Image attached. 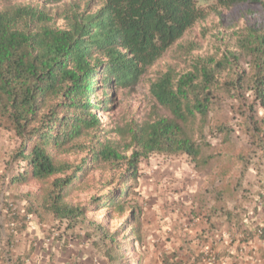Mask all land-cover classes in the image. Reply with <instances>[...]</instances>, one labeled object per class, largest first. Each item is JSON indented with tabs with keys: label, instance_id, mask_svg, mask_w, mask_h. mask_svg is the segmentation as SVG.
<instances>
[{
	"label": "trees",
	"instance_id": "obj_1",
	"mask_svg": "<svg viewBox=\"0 0 264 264\" xmlns=\"http://www.w3.org/2000/svg\"><path fill=\"white\" fill-rule=\"evenodd\" d=\"M35 1L41 7L0 11V132L20 141L8 163L19 170L8 176L0 169V186L35 187L24 195L25 211L12 208L16 225L8 234L26 231L31 218L56 221L83 230L107 264H128L127 254L137 249H125L124 242L143 244V209L132 200L141 164L153 156H185L196 172L212 175L214 187L203 194L210 199L205 221L227 216L241 244L264 242V181L256 195L242 196L252 210L228 209L248 193L252 158L264 162V120L257 118L264 108V17L223 34L219 40L233 41L231 47L199 55L198 43L180 42L207 18L200 5L206 0H90L95 11L74 8L61 24L42 7L65 0ZM214 1L221 9L250 4L264 12V0ZM174 46L184 66H168L148 82L153 103L145 119L107 127L98 115L109 108V90L136 89ZM234 125L248 148H236ZM108 171L116 172L105 181ZM103 211L122 225L111 231L105 221L89 219ZM206 251L193 264L207 262ZM143 257L132 263L143 264ZM160 258L180 261L177 252Z\"/></svg>",
	"mask_w": 264,
	"mask_h": 264
},
{
	"label": "rangeland",
	"instance_id": "obj_2",
	"mask_svg": "<svg viewBox=\"0 0 264 264\" xmlns=\"http://www.w3.org/2000/svg\"><path fill=\"white\" fill-rule=\"evenodd\" d=\"M90 0H65L61 4L50 5L42 7L43 10L50 15H54L58 24H61L63 15L71 13L70 10L76 8L81 11L89 6L92 11L97 9V4H89ZM19 5H30L41 7V3L35 0H15L10 2H0V11L6 8H12ZM207 12V18L195 25L180 42L185 44L187 42H196L199 44L201 50L199 55H212L224 51L226 47H231L233 41L224 39L219 40L220 37L228 36L232 29H239L247 23H254L256 20L264 17V12H259L258 7L250 4L242 5L233 9L218 8L214 0H206L201 2ZM260 9V8H259ZM177 46H174L168 53H166L161 60H159L144 77L141 84L134 90H109L111 94V101L106 113L99 114L102 117L103 123L109 128L122 126L129 121L142 122L148 109L153 103L149 97L148 82L156 75L157 72H162L168 66L175 67L177 70L182 69L184 64L179 63L176 56ZM257 118L264 120V108L257 109ZM234 141L236 148L249 147L248 138L241 133L238 126L234 125ZM20 141L13 136H9L0 132V169L8 176L14 175L18 172V165L8 166L12 154L19 147ZM82 156V155H81ZM77 159H80L77 157ZM260 160V156L252 158L244 186L248 193L240 194V196L253 197L260 189L259 182L264 181V162ZM116 172V171H115ZM115 172L108 171L104 174V180H108ZM100 175V172H97ZM140 181L138 187L135 188L136 194L132 195V200H137L138 204L143 209V218L141 225V233L143 236V244L131 241L128 238L124 242L125 249H133L127 254L128 261L126 263L133 264L139 256H144V262L150 260L154 264V253L163 251L166 247V242L178 235H182L184 230L189 228V224H195L203 227L206 222L205 218L208 216L209 198L203 196L205 189H212L214 183L211 182L212 176L210 172H196L194 165L187 157H167V156H153L140 166ZM7 176V177H8ZM3 195L1 197V204L6 209V213L10 215L13 211L10 205H13L17 211L23 212L26 207V199L24 195L28 192L33 193L35 187H26L16 190L7 191L5 184L2 185ZM110 185L104 188L107 191L113 188ZM32 189V190H31ZM7 194V195H6ZM82 203H86L88 196L82 193L80 196ZM32 198V197H31ZM74 199H77L74 197ZM236 201L230 203L231 207L236 204ZM245 207L247 204L244 203ZM125 214V218H126ZM89 219L101 222L105 221L111 231L116 230L122 225V220L106 219V211L94 213L89 215ZM124 219V218H123ZM185 219V220H184ZM216 219V218H215ZM182 222V227L176 229L175 233L169 230L170 224L179 221ZM212 225V224H211ZM211 228V226H209ZM207 228H205L206 230ZM216 234V233H215ZM214 234V235H215ZM38 243H43L47 238L53 237L55 243V256L51 259L54 264H77L82 262V258H75L72 256L73 245H83L84 231L79 227L71 230H66L65 225L59 222L49 223L48 228L41 234ZM196 241V237L192 238ZM37 240V239H36ZM88 245H92L87 241ZM93 246V245H92ZM46 251L43 247L41 252ZM101 255V254H100ZM102 257V255H101ZM100 264H107L104 260H100ZM150 261L148 263H150ZM52 263V264H53ZM99 264V263H98Z\"/></svg>",
	"mask_w": 264,
	"mask_h": 264
},
{
	"label": "crops",
	"instance_id": "obj_3",
	"mask_svg": "<svg viewBox=\"0 0 264 264\" xmlns=\"http://www.w3.org/2000/svg\"><path fill=\"white\" fill-rule=\"evenodd\" d=\"M2 189L0 186V264H52V257L55 256L53 237L44 240V244L36 242L42 237L41 234L48 228V224H39L37 219L31 218L26 231L14 237L8 234V229L15 227L16 224L12 222L11 216L6 213V209L1 204ZM7 191H9L8 188ZM241 199L242 196L239 195L237 205L233 207L229 205L228 209L233 210L235 206L245 207ZM245 208L252 210L253 205L249 203ZM184 220L170 224V232L175 233L176 229H180ZM240 220H242L241 217ZM231 221L223 215L217 220L213 219L211 223H204L203 227L189 224V228L184 230L182 235L166 242L163 251H156L151 259H154V264H162L161 254L171 255L177 252L179 258L176 261L180 260L179 264H193L195 256L209 250L218 258L216 264H264V242L255 239L251 243L241 244L237 240L240 235L232 228ZM193 237L197 238L196 241H193ZM82 242L83 245H73L71 249L72 256L77 259L82 258V262L77 264H100V260L103 259L100 253L92 245H88L87 241L82 240ZM43 247L46 251L41 252ZM148 262L147 264H151V261ZM64 263L66 264V261ZM143 264H145L144 261ZM200 264L211 263L203 261Z\"/></svg>",
	"mask_w": 264,
	"mask_h": 264
},
{
	"label": "built area",
	"instance_id": "obj_4",
	"mask_svg": "<svg viewBox=\"0 0 264 264\" xmlns=\"http://www.w3.org/2000/svg\"><path fill=\"white\" fill-rule=\"evenodd\" d=\"M11 208H14L13 205H10ZM14 210V209H13ZM207 260L211 263V264H216L217 263V259L216 257L212 254V253H208L207 254Z\"/></svg>",
	"mask_w": 264,
	"mask_h": 264
},
{
	"label": "clouds",
	"instance_id": "obj_5",
	"mask_svg": "<svg viewBox=\"0 0 264 264\" xmlns=\"http://www.w3.org/2000/svg\"><path fill=\"white\" fill-rule=\"evenodd\" d=\"M207 253H211V252H209V251H206ZM216 257V256H215ZM218 260V259H217Z\"/></svg>",
	"mask_w": 264,
	"mask_h": 264
}]
</instances>
